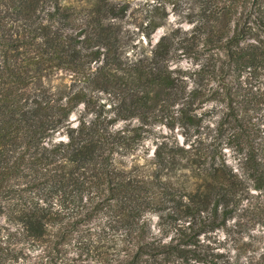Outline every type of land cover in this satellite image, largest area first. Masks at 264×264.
Listing matches in <instances>:
<instances>
[{
	"label": "trees",
	"instance_id": "trees-1",
	"mask_svg": "<svg viewBox=\"0 0 264 264\" xmlns=\"http://www.w3.org/2000/svg\"><path fill=\"white\" fill-rule=\"evenodd\" d=\"M70 1L0 0V260L16 241L52 264L69 251H92L100 264H243L200 236L227 229L249 186L264 190V121L255 119L264 88L253 82L264 86V0H157L140 25L146 37L164 25L167 5L193 27L161 36L133 63L120 54L130 0ZM182 58L200 67L170 68ZM58 74L70 83L53 89ZM223 74L246 78L235 89L224 77L204 86ZM212 102L224 105L218 133L242 156L245 180L221 142L203 155L163 140L150 176L116 164L157 126L180 128L188 141ZM57 133L67 140L53 142ZM186 168L199 179L193 191L170 177Z\"/></svg>",
	"mask_w": 264,
	"mask_h": 264
},
{
	"label": "rangeland",
	"instance_id": "rangeland-1",
	"mask_svg": "<svg viewBox=\"0 0 264 264\" xmlns=\"http://www.w3.org/2000/svg\"><path fill=\"white\" fill-rule=\"evenodd\" d=\"M73 3V0L70 1ZM157 0H130V9L126 18L122 22L123 31L125 32L122 46L120 49L123 61L133 63L140 58L150 55L161 36L168 34L176 29L189 32L193 25L177 14L171 5L166 6L167 18L164 25L155 29L149 37H146L140 25H145L147 17L150 15L152 7ZM200 67L198 62L193 59L182 58L170 62L171 69H181L185 72H194ZM224 77V78H223ZM186 79L189 89L194 88V83L189 77ZM228 84V87L236 88L240 82H244L246 76L236 77L234 75H222L221 77H210L205 81L204 86L207 89H215L219 85L221 79ZM255 83L254 90L262 86L263 79L253 80ZM70 79L65 74H58L56 78L50 81L51 87L56 89L62 84H69ZM101 102H107L103 96ZM83 105L79 106L70 116L68 123L71 127L78 125V119L83 111ZM224 112V105L220 102H212L204 105L198 115L202 117L200 131L188 141L183 135L180 128L173 131L165 126H157L155 131L157 135H149L144 138L137 149L122 157V163L116 161V164L127 170L137 167L140 175L150 176L155 170V164L152 161L157 147L163 140L171 143L175 141L179 146L184 148H193L195 154H209L212 145L222 143V154L225 163L238 176L245 180L242 170V156L227 146L226 137L219 136L218 125L219 120ZM255 119L264 121V111L255 113ZM136 121L133 122V125ZM126 125L125 122H118L115 129H121ZM264 136V124L261 126ZM165 137V138H163ZM61 139L66 141L64 135H55L53 141ZM170 177L174 181L185 182L188 189L193 191L199 179L191 172L190 168L183 169L182 173H170ZM249 196L242 203L241 209L227 221V229H217L201 235L202 242L213 248V252L222 254L230 260V262L240 261L243 264H264V190L255 191L249 186ZM150 222L152 232L158 234V214L149 213L146 215ZM168 239V238H167ZM41 248L32 243H18L14 241L9 246L4 247L0 264H52L47 263ZM53 264H100L97 261L95 253L92 251L66 252L57 263Z\"/></svg>",
	"mask_w": 264,
	"mask_h": 264
},
{
	"label": "water",
	"instance_id": "water-1",
	"mask_svg": "<svg viewBox=\"0 0 264 264\" xmlns=\"http://www.w3.org/2000/svg\"><path fill=\"white\" fill-rule=\"evenodd\" d=\"M57 135H60V134H59V133H57V134H56V136H57ZM53 142H62V140H61V139H59V140H57V141H53Z\"/></svg>",
	"mask_w": 264,
	"mask_h": 264
}]
</instances>
